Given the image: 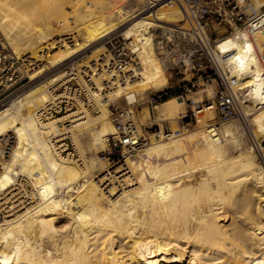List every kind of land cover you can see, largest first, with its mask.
I'll return each instance as SVG.
<instances>
[{"label":"bare ground","instance_id":"obj_1","mask_svg":"<svg viewBox=\"0 0 264 264\" xmlns=\"http://www.w3.org/2000/svg\"><path fill=\"white\" fill-rule=\"evenodd\" d=\"M116 1L0 0V30L27 58L31 80L76 61L0 110V137L14 139L0 162V264H264L263 36L240 30L218 41L220 53H231L225 69L235 90L248 94L244 122L215 126L214 103L197 107L192 131L163 133L112 166L101 155L117 134L110 105L145 104L149 92L162 91L167 64L158 49L165 44L183 56L191 41L174 29L183 20L176 3ZM262 8L264 0H253L248 10ZM132 18L124 34L140 62L122 65L120 78L99 41ZM75 71L99 111L81 104L40 121ZM199 94L195 105L216 92L210 86ZM184 105L159 103L157 121L180 133ZM66 134L77 160L55 151L54 139Z\"/></svg>","mask_w":264,"mask_h":264},{"label":"built area","instance_id":"obj_2","mask_svg":"<svg viewBox=\"0 0 264 264\" xmlns=\"http://www.w3.org/2000/svg\"><path fill=\"white\" fill-rule=\"evenodd\" d=\"M167 1L176 3L183 10V20L180 24L175 25L174 29L184 34V36H188L191 41L186 54L183 56L179 55V51L176 52L177 49L166 54L164 52L165 44L158 49L159 56L164 59L167 65L185 66L193 74V78L208 83H217V92L213 102L217 115L216 121L213 123L215 126L231 120L244 122L243 107L246 105L248 94L246 93L243 96L235 90L237 81L230 78L225 69V64L231 53L223 54L218 50V41L226 36L222 38L214 37L211 23L230 29L229 35L244 30L252 36L262 35L264 38V10L248 14L247 9L240 0ZM157 3L154 0H147L149 6H155ZM133 19H128L124 25L99 41V44L106 47L107 53L117 67L116 70L120 78L125 76L121 68L122 65L138 66L140 62L133 49V39H126L124 34L128 24ZM259 56L261 66L264 69V46ZM75 63L76 61L65 62L46 73L45 76H50L49 74L53 71H55L54 73L68 71ZM29 69L32 68L29 66L27 58L19 57L13 51L0 30V110L24 95L37 81V79H30L27 74ZM74 73L76 75L70 77L72 81L64 85L61 94L54 96L51 103L43 109L40 121L53 117H64L70 111L77 110L81 104L86 105L92 112L99 111L98 104L90 97L88 89L83 88L81 77L77 75V71ZM190 84L191 87L195 86L194 83ZM156 93H153V104L162 100V94ZM59 97L62 98L59 99ZM134 106L135 104L130 108L120 109L117 103L110 105L111 114L114 116V123L117 128V134L112 137L113 145L115 148H120L123 157L126 153L135 156L152 140H161L163 133L168 137L180 134L164 130L150 132L151 127L147 125L139 131L132 116ZM181 119H184V116ZM50 138H53V136ZM13 143L12 134L0 137V162L9 158ZM54 146L56 153L64 159L77 160L80 158L77 145L71 135L66 134L54 139ZM123 159L113 160L112 165Z\"/></svg>","mask_w":264,"mask_h":264},{"label":"rangeland","instance_id":"obj_3","mask_svg":"<svg viewBox=\"0 0 264 264\" xmlns=\"http://www.w3.org/2000/svg\"><path fill=\"white\" fill-rule=\"evenodd\" d=\"M115 1L116 0H113L112 3L115 4ZM118 1L119 0L116 1V6H120L119 4L122 5L125 3V1H122V2L121 1L118 2ZM240 2H242L243 6L247 9L248 14L253 12V11L248 10L249 7L253 6V0H240ZM117 3H118V5H117ZM262 10H264V8H262L256 12H260ZM253 13H255V12H253ZM211 29H212V31H214V33H213L214 37L222 38V37L228 36L230 34V29L225 28L223 26H217L214 23H211ZM60 35H63V34L59 33L58 35H56V37L57 38L62 37ZM168 45H171V44H168ZM173 51L174 50H172V49L170 50L168 48V46L165 45V51L164 52L166 54H169L170 52L172 53ZM88 52H89V50H88ZM83 56H85V55H83ZM166 69H167L166 73L168 76V83L163 88L162 91L157 92L156 94H162V97H167V99L176 98L177 100L185 103V105H184L185 108L182 111H180V113H178V117L176 119L177 126L179 125L178 127L180 130V134H182L185 131L188 132V130L192 131L195 128V125L197 123L196 112H195L197 107L200 105V107L204 108L205 106L209 105L210 103H213L215 100V97L210 99V100L205 98L200 104L195 105L194 101H193L194 97L196 95H200L199 93L202 90H204V91L208 90L210 86H213L215 88V92H217L218 85L216 82L208 83V82H204L202 80H198L197 78H193V74L190 72V70L187 69L183 65H167ZM54 72L55 71H53L51 73H54ZM51 73L49 75H51ZM46 76L45 75L41 76L39 79H37V81L41 80L42 78H45ZM190 83H194L195 86L191 87ZM201 95H204V94H201ZM152 98H153V93L149 92L147 95V100H146L145 104L143 102L139 101L134 106L132 116H133V120L135 121V124H136L138 130L140 131L143 128V126L147 125L148 127H151L150 132H155V131H159V130L171 131L173 128V124L170 121H164V122L157 121V118H156L157 107H155V106L158 105L159 103L164 102V101H158L157 103L153 104ZM117 105L121 109L126 108L121 103H118ZM146 109L150 110V116L148 118H146L145 114H144L145 113L144 111ZM114 114H116V113H114ZM111 116H112V119L114 120V116L113 115H111ZM183 116H184V119H181ZM216 116L217 115L215 112V117L213 119L214 121H211L210 122L211 124L216 121L215 120ZM181 129H182V131H181ZM109 144L110 145L108 147V150L101 153L102 156L104 155L103 157H106L108 165L112 164L113 160L117 161L119 159L124 158L120 152V148L114 147L112 137L109 141ZM187 144H189L188 147H191L190 145H192L190 143H187ZM263 144H264V142H263ZM138 154L139 153H137L135 155H138ZM114 165H112V166H114Z\"/></svg>","mask_w":264,"mask_h":264},{"label":"trees","instance_id":"obj_4","mask_svg":"<svg viewBox=\"0 0 264 264\" xmlns=\"http://www.w3.org/2000/svg\"><path fill=\"white\" fill-rule=\"evenodd\" d=\"M165 100H167V97H162L161 101H165Z\"/></svg>","mask_w":264,"mask_h":264}]
</instances>
